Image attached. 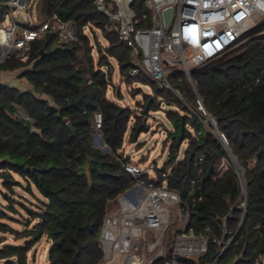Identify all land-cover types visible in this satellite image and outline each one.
<instances>
[{
	"label": "trees",
	"instance_id": "obj_1",
	"mask_svg": "<svg viewBox=\"0 0 264 264\" xmlns=\"http://www.w3.org/2000/svg\"><path fill=\"white\" fill-rule=\"evenodd\" d=\"M53 13L77 22L79 41L47 35L32 43L27 59L13 54L0 59L1 71L21 70L20 77L29 83L0 82V174L5 186L13 189L17 174L30 193L36 188L42 196L40 211H30L37 220L32 227L28 223L19 231L0 221V233L25 238L24 243L3 244L0 262L29 264V252L46 236L49 264H100L105 218L138 180L126 170L130 160L124 143L137 142L150 130V111L163 102L170 106L166 117L171 127L164 141L168 155L162 166L155 164L156 179L147 174L141 179L159 185L167 177L168 187L180 194L183 209L189 211L186 231L209 237L206 255L176 258L180 264H210L224 246L220 242L230 241L215 264L259 262L264 256V18L225 54L194 66L193 84L179 69L168 75L174 90L139 73L136 80L151 85L161 101L157 105L146 95L141 112L134 114L106 96L113 73L109 57L118 61L122 77L135 80L130 76L131 48L116 30L107 29L109 18L91 0H40L39 18ZM3 18L0 11V23ZM87 27L94 39L99 30L107 41L97 61ZM97 129L108 153L93 144ZM218 130L243 169L245 193ZM5 239L0 237V243ZM174 258L170 247L153 264Z\"/></svg>",
	"mask_w": 264,
	"mask_h": 264
},
{
	"label": "built area",
	"instance_id": "obj_2",
	"mask_svg": "<svg viewBox=\"0 0 264 264\" xmlns=\"http://www.w3.org/2000/svg\"><path fill=\"white\" fill-rule=\"evenodd\" d=\"M91 1L100 12L107 14L110 20L107 29L116 30L131 48L133 67L130 76L145 73L161 88L173 89L168 72L176 62L182 64L186 74L190 75L193 66L218 58L236 46L239 37L256 24V17H264V0ZM39 4L40 0H0V11L4 12L0 23V51L4 50L3 54L0 53L1 60L11 54L27 59L32 43L47 35H58L64 42L79 41L75 20L62 19L57 13L41 20ZM167 8L173 10L168 23ZM115 19L119 22L116 23ZM199 102L203 109V103ZM210 119L217 124L214 117L210 116ZM97 120L100 127L101 113L97 114ZM218 134L236 167L245 193L243 169L231 152L225 134L219 130ZM222 165L228 167L226 160ZM152 167L154 170L155 164ZM126 170L138 180L118 197L119 206L105 218L100 236L104 259L100 264H153L165 256V237L177 217L183 219L184 226L173 232L175 258L166 264H180L178 256L206 255L209 237L186 231L189 211L183 209L180 194L168 187L167 177L159 185L147 184L141 179L149 172L147 169L128 163ZM241 205L245 209L246 200ZM175 206L179 212L173 209ZM220 244H224L220 250L224 252L230 241H221ZM256 264H264V256Z\"/></svg>",
	"mask_w": 264,
	"mask_h": 264
},
{
	"label": "rangeland",
	"instance_id": "obj_3",
	"mask_svg": "<svg viewBox=\"0 0 264 264\" xmlns=\"http://www.w3.org/2000/svg\"><path fill=\"white\" fill-rule=\"evenodd\" d=\"M139 2H141V0H139ZM263 18L264 17L262 16H257L255 23L261 21ZM86 31L91 36L92 43L95 45L93 55L97 61L98 50L105 47V45H107V41L104 39L101 31L99 30L95 31V35L97 37L96 39H94L91 30L86 29ZM0 53L3 54L4 50L1 49ZM109 61L113 67L111 84L109 85L106 93V96L109 99L125 107H129L134 114L141 112V105L145 102L146 95L154 97L157 100V105L160 103L161 98L156 96V91L151 85L137 81V77H133L135 79H133L134 81L127 80V78L122 77L120 73L118 61L112 57H109ZM176 69L184 71L183 65L179 62H176L174 68L170 72ZM104 70L108 72V67H104ZM170 72H168V75ZM20 73L21 70L7 72V74L2 73L0 78H2V80L4 78L5 82H9L14 85H23V87L28 86L29 83L25 78L20 77ZM148 77L151 78L150 76ZM169 107L170 106L168 104L163 102L159 109L151 110L150 116L148 117L150 130L148 132L141 133L137 142L130 143L126 140L123 146L125 155L129 157V163L141 167L142 169H147L149 171L147 175L154 179L157 178V175L154 171L155 169L153 170L152 165H162L168 155L167 149H164V141L167 137V129L171 127V123L166 117V110ZM190 108L193 109L192 107ZM93 144L96 145V147L101 148L103 152L107 148L103 141V134L100 129H97L94 133ZM0 173H2L1 170ZM4 181V177L0 174V214L4 213V216H0V221L19 231L27 229L28 223H30V227H32L37 220H33L34 218L30 211H40L39 205L41 204V200L39 197L42 198V196L36 188L33 189L34 194L30 193L27 190L26 181L17 174H14L15 182L13 189L5 186ZM11 207H13V209ZM115 208L116 207L113 209ZM113 209H111V211ZM173 209L176 212H179L178 207L175 206ZM183 226V219L177 217L174 225L166 234V248L172 247L173 232L183 229ZM3 235L6 239L4 242L0 243V247L5 243H24L25 241V238L17 239L11 232H7L5 234L0 233V237ZM50 245L51 243L46 236L38 241L29 252V264H49L48 251ZM0 264H3V261L0 262Z\"/></svg>",
	"mask_w": 264,
	"mask_h": 264
},
{
	"label": "water",
	"instance_id": "obj_4",
	"mask_svg": "<svg viewBox=\"0 0 264 264\" xmlns=\"http://www.w3.org/2000/svg\"><path fill=\"white\" fill-rule=\"evenodd\" d=\"M172 11H173L172 8H167V9L165 10L166 23L169 22V20H170V18H171V16H172ZM106 15H107V14H106ZM115 22L118 23L119 20H118V19H115ZM41 52L44 53L43 50H42ZM188 79H190V80L192 81L191 75H188ZM202 107H203L205 113H208V111H207V109L205 108L204 104H202ZM68 125H69V127H70V129H71V131H72L73 136H75V135H76V129L74 128L72 122H68ZM95 146H96V145H95ZM109 151H110V149L107 147L106 150H104V153H108ZM222 252H223V250H222V251H219V252L214 256V258H213L211 264H215V263H216L218 257L222 254Z\"/></svg>",
	"mask_w": 264,
	"mask_h": 264
},
{
	"label": "crops",
	"instance_id": "obj_5",
	"mask_svg": "<svg viewBox=\"0 0 264 264\" xmlns=\"http://www.w3.org/2000/svg\"><path fill=\"white\" fill-rule=\"evenodd\" d=\"M7 72H10V71H1L0 70V75L2 74V73H6L7 74ZM1 77V76H0ZM4 77V76H3ZM5 79L3 78V80H2V78H0V82H5L4 81ZM23 86V85H22ZM29 86V85H28Z\"/></svg>",
	"mask_w": 264,
	"mask_h": 264
},
{
	"label": "bare ground",
	"instance_id": "obj_6",
	"mask_svg": "<svg viewBox=\"0 0 264 264\" xmlns=\"http://www.w3.org/2000/svg\"><path fill=\"white\" fill-rule=\"evenodd\" d=\"M0 36H1V34H0Z\"/></svg>",
	"mask_w": 264,
	"mask_h": 264
}]
</instances>
